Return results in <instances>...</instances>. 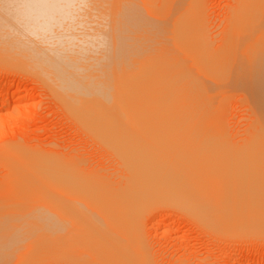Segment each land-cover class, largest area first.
Listing matches in <instances>:
<instances>
[{"label":"bare ground","instance_id":"bare-ground-1","mask_svg":"<svg viewBox=\"0 0 264 264\" xmlns=\"http://www.w3.org/2000/svg\"><path fill=\"white\" fill-rule=\"evenodd\" d=\"M238 1H239V4L236 3V5H238V11L236 13V17L235 15L233 16V13H235L237 6H235L236 8H234L235 11L234 12L232 11L233 13L231 15V18L233 16V19L235 20L237 19L236 20L237 22L234 20V23H237L236 28L239 31V34L237 31L236 32L240 36L238 37L235 36L233 38L235 39L234 41L233 40L231 41L230 39L231 41L230 45L227 46L225 44V46H227L226 50L224 49L225 47L222 44L223 49L225 51L224 53L223 51L218 52V53L214 51L216 53L206 54L204 56L203 55L204 53L202 52V56L204 57L201 60L202 61L201 65L204 66L205 70L202 69L201 75L202 73H204L203 72L204 70L205 71L204 74H207V78L209 77L208 79L211 80L210 82H213L215 89L222 96L230 95V93H232L231 91H234L235 89L240 90L241 92H244L241 94L246 95L245 97H247V99L244 98V100L249 101L250 105L249 104L247 105L251 108V110L253 111L257 110V111L264 113V0H237V2ZM186 2L187 0L186 1L185 0H162L161 4L156 5V6L154 5L155 3L154 1V3H152L154 5L153 6L149 3V0H0V57H6L11 60L13 59L16 62L18 61L23 64H27L28 66L37 70L43 77L48 79L49 82L51 81L52 83H54L53 85L55 86L54 88L55 91L59 95H61V97H64L65 100H68L67 103H70L69 106H71L69 107V110L72 113L77 114L78 116L76 117H79V119L81 118L82 122H80V120L79 122L81 124L84 122L86 129L89 128L88 130H90L91 132L95 131L96 132L95 135L98 134L99 138H102V140L106 142L109 147H113L115 149L116 148L119 149L120 147L119 156H121V158L123 159V162L128 167L129 171H131L130 173H132L133 175L138 174V178L141 177L140 178L141 187L154 186L157 188L154 190H158V191L161 190L162 192H165V193L168 192L170 194L172 193L175 195H178L177 193L180 194L181 191H183V193L186 191L189 192L190 190L189 188L191 187L189 186V182L191 181L182 182L181 179H184V177L182 176H181L182 177L181 179H178V180L176 179V181L173 180L175 182V184H173L171 183V181L172 179H175V177L171 178L173 176H170V174L169 175L167 174L168 177L170 176V179H169L166 173L165 174L161 173L162 171L159 172L157 176H156V173H158V171L156 173L152 171L154 175L151 176L152 174L150 175V173L152 172L147 170L146 173L149 174L147 175L145 171L141 170V165L144 160H140V159L144 157L146 158V161H147V159L149 158L151 159V155L153 154L151 153L150 155V152H148L147 150L139 152L138 150L140 148L134 149L132 147H129L130 144H131L130 146H134V147L140 144L135 141L136 140L138 141V139L142 138L143 135H145V137H146V134L148 135V137L153 136V134L150 135L151 133H145V132H144L145 134L136 133L138 129L143 130L145 128L146 129L148 128L149 129H152V128L159 129L160 128L161 130L163 129L165 130L168 128L174 129L177 127L201 128V127L214 126V123L209 119L208 115L206 117V114H203L202 110H200L198 106H195L193 104V100L191 98L188 99L189 94H192L191 90H189L190 93L187 90L189 94L186 95V97H184V94H183L182 98H185V100L182 101L181 104L184 107V109H181L182 108L181 107L180 111L179 109H177L178 108L177 106L176 108L174 107V104H171L172 102L167 103L166 102L167 100H165V97L167 94L171 96L170 95L171 90L175 89V87L179 88V86H176V85H178L181 82L185 84L186 81L194 82L196 79V78L193 79V77H195L194 74H198L193 70V68L188 69L187 66L193 63V61L190 63L191 55H192L190 52L196 41L195 32H196V29H198L197 26L200 25V23L198 22L200 21V19L198 18L199 20H197V18H194V16L192 17L193 11L198 10L196 9L195 4L193 5V8L195 7V9L192 11L189 9L190 11H188L190 13L192 12L191 15H189L190 13L189 14L187 13V10L189 7L187 3L189 1L187 3ZM190 2L194 3L195 0L194 2L192 0ZM190 5L192 4L190 3ZM196 13L197 11L194 13V15H196ZM196 20L199 25H197ZM197 31L199 34V35L197 34L198 35L197 37L202 36L201 30L199 29ZM227 34L229 35L228 32ZM228 35L225 34L224 37H227ZM202 40L203 38L201 39V41ZM196 44L195 45L197 47L201 46L200 44L198 45L197 42ZM208 47L210 48V46ZM193 49H196V48H193ZM199 49L201 52V47L197 48V50ZM214 50H219V49H214ZM205 51H206V48H205ZM212 52H213V49H212ZM209 53H211V51ZM4 60L6 59L4 58ZM199 78H200L199 80H201V77ZM199 80L196 82H199ZM186 86H187V83H186ZM193 87H196V85ZM190 89H192L193 91L194 88H190ZM237 90H235L234 92H236ZM187 91L186 92L181 91V95H182V92L187 93ZM174 92L175 91H173V93ZM181 95L180 94L178 95L179 98ZM188 100H192V103L190 102L188 103L187 102ZM178 101L180 102V100ZM71 108L74 111H72ZM249 124L253 130L252 137L246 142L245 146L241 145L240 147H237L235 149L233 148L232 150H230L229 155L232 159H235V160L241 159V161L243 160V162H245V160L250 161V158H253L255 161H257L258 159H262L264 161V148L262 146L264 145V117H262L261 115L260 117H253L252 120L249 122ZM158 132H161V131H158ZM169 132L171 134L170 130ZM160 134L163 137L167 135L164 132ZM166 138L169 139L171 138V136L166 137ZM122 142L126 144L129 143L128 147L126 148L124 147V145L122 146L121 144ZM134 142L138 144L136 145L134 144ZM126 144L125 146H127ZM139 146H141V144ZM146 153H149V154H146ZM26 154L29 155L28 153H25V157L31 156V155L26 156ZM174 155L176 156V153L173 154V156ZM229 155L225 154L226 157ZM21 157L16 156V159L15 157L13 159L15 160L14 165L12 164L13 165L12 169L14 173L13 177H21L22 179L23 177L28 178L30 176L29 174L32 173V169L33 171L36 170V172L40 173V175L41 173H48L50 174V176H46V175H41V176H45L47 178L45 179V181L47 180L46 182H48L47 184L50 186L49 188L51 190H52L51 186L54 184V183L52 184V182L55 180L53 179L52 181V179L50 180L49 178L55 175L57 178L60 177L62 180L59 179L55 182V184L58 183L57 186L61 189L60 191H58L59 193L63 191L64 189H65V192H68V189H69L70 191L73 190L78 193V195L76 196H79V197H75L77 199L75 200L74 198V201H72L73 197L71 199L66 198V199H69V201H66V199L64 200V198L67 197L68 194L66 193L62 194V192L60 194L61 196L60 199L63 198L62 200L64 204L67 205V203L69 202L71 203L76 202V205H78L76 206L78 210L76 213L75 211H73L74 212L73 216H75V218L83 217V215H79V214H82L81 212L84 208V209H87V212L89 211L90 214H93L92 217H94V214L96 215L94 218L97 221V223L100 222V220H102V222L99 223V225L97 226L96 225L97 223L94 222V220H93L94 224L91 223L92 220L86 221L90 219V217L88 218V217H85L87 215H84L86 222L76 224L74 230L67 231L68 230L67 228L73 225H71L70 222L68 223L69 220L68 221L66 220L67 222L65 221L66 224H64V222H61L62 220L60 222L56 221L57 219L52 220L55 218L56 213L55 214L53 213L55 209H52L54 210L52 211L54 218L50 220L49 218L46 217L45 220L49 219L50 221L49 220L48 222L41 221V223L39 224L26 225V224H22L21 222L6 223L2 220L0 221V264H27V263L30 264L29 262H31V260L34 259L33 256L32 257L30 256L31 254L32 255L35 254L34 250H37L38 253H41V251L40 252L38 251V249L41 246H42L41 248H43V245H45V247L43 248L45 249V248H48L46 246L47 245L49 246V244L56 245L61 242L62 240L61 238L63 237L61 233H63L64 229H66V231L68 232L66 234V231H64L65 233L64 236L69 234V239H71V237L74 236V233L75 234L79 233L77 234L79 236L81 234H84V236L85 234L86 235L88 234L87 236L90 235V237H88V239H86L85 241V244H87L86 249L85 247L82 248V246L78 247L79 251L73 248L75 252L76 251H78L79 253L83 252L86 255V256L83 255L85 256V258L88 257L89 255H91V257L94 258L92 255L93 253L90 252V248H92L91 251L94 250V248L96 250L99 248H102L103 250H107L106 252H108L109 248L112 245L117 246L118 242L114 241V242H117L115 244L112 241L114 238L112 237L111 239L110 238L111 236L108 237V235H111L110 234L111 224H112L113 211H114L112 209L113 199H111L110 197H107L108 195L106 196V194L99 196L100 194H97L96 192L95 194L92 193V195L93 194L94 195L93 196L91 195L92 196L91 198H87L85 197V195H82V194H88V192L84 191L85 189L79 186V184L76 183V181H73L68 178L69 175L70 177L72 175L74 176H76V174L78 175L79 173H77L78 172L77 169L75 170L73 169L75 167H72V166L70 167L69 165L66 167V163H64L65 166L62 165L61 163L62 161L58 162L59 160H57L58 163L55 162V164L57 165L53 164L52 166L50 165L46 166L45 164V166H42V165L40 166L39 163L37 162L36 164L35 162L33 163L31 160L32 158L30 160H27V158L25 159L24 157L25 159L24 160L23 157L22 159ZM178 157L180 158V156ZM172 158L170 157V159ZM160 161L155 160V162H160ZM241 161L240 163L243 167L244 165L242 164L243 162ZM23 162H24V165H23ZM140 162H141V165H139ZM151 162H153V160H151ZM250 162H252V165H253L254 161L252 160ZM137 163H138V166H137ZM146 163L144 161L145 166H146ZM240 163L237 162L238 165L232 168L236 169ZM17 164L19 165L17 166ZM154 164L155 163L153 162L152 165L154 166ZM22 165H23V168L21 167L19 168V166H22ZM150 165L151 164H149V166ZM230 165L228 164L229 167ZM234 165L236 164H233V166ZM162 166L165 167L164 164ZM228 166H226L225 168H228ZM258 166L261 167V165H258ZM157 167H158V164H157ZM248 167H246L245 165L243 168L248 169ZM250 167H249V170H250ZM256 167L257 166L255 165V169ZM239 169H240V166H239ZM73 170L77 172L74 171L75 172L74 174ZM173 170H170V171H173ZM244 170L245 169L241 168L242 173L244 172ZM226 171H223V172H226ZM180 172L178 170V174ZM238 172L240 173L239 170ZM175 173L177 174V172ZM253 173L255 174V172ZM181 174L183 175V173ZM187 174L188 173L184 175L186 176ZM249 174H252V173L249 172ZM164 175L169 180L165 178ZM216 175L217 174H215L214 179H216V177L217 178L220 177L219 175L217 176ZM234 175L232 174L233 176L232 178H238L236 177L237 175L235 177ZM154 176L157 178L159 177L158 178L159 181H156L157 179L156 180L153 179ZM252 176L254 177V175ZM179 177L180 176H178L177 178ZM187 178H190V177H187ZM193 179L195 180L196 178H193ZM179 180L181 183L188 182L187 183L188 185L186 184L187 187L185 186V184L184 185L178 184L177 181ZM213 180L212 182L216 181V180L215 181ZM249 180H247V182H249L248 184L241 183V184H237L234 186H231V185L228 186L227 183L225 184L224 186L225 190L230 191V193L233 192V194H236V195L239 194L238 197L236 195L234 197V195L229 193V195H232V196L228 195L229 197L226 198L227 195L226 196L224 195L225 197L222 195L224 197L222 198V196L220 195L221 199L219 198L220 200L218 199L216 200V198H212L213 196L215 197L216 194L213 196H209L208 197L209 202H211L212 205L215 203V206L218 209L217 211H215L216 208H214L215 206L213 205L212 211L210 210L211 212L210 211L208 212L213 217L215 216V214H217L220 217V218L218 217L219 220H221L224 215V224H227L229 222L231 216L234 213L238 215L239 222L241 225L243 223L244 224L248 223L253 226L261 224V222L264 220V213H263L264 206H262L261 204V202L264 201L263 199L264 196L263 198H261L264 190L263 192H260L261 196H258L260 184L255 182L257 181L256 179L255 181L253 179H252L253 181H249ZM198 182H201V184L204 183V182L202 183V181H199V179H198ZM206 183L207 182H205V184ZM258 184H259V187L257 186ZM22 185L23 184H21V187ZM48 185L46 186L48 187ZM72 187L73 189H71ZM54 188L57 189L56 186ZM215 188L218 189L217 187ZM15 189H17L16 186L11 188L10 192L13 194L12 190H15ZM20 189L21 188L19 185L18 190ZM25 189L26 187L24 186V189H22L21 192H25L26 191ZM196 189L195 191L199 192L198 186ZM260 189H264L263 185ZM31 190H34V189H31ZM201 192L199 193L201 194ZM239 192H241L243 195L245 193L246 194L245 197H247L248 195L247 197L248 199L244 197L245 198L244 200V198H242L243 196H240L241 193ZM190 193L192 194V191L187 194L190 195ZM96 194L99 196V198H97ZM73 195H75V193ZM189 195L186 196L187 200H189L188 198H190ZM196 195L198 196L199 194L196 193ZM15 196H17V193ZM34 196H37V195H33V199L37 198L38 200V196L37 197H34ZM53 196H50V198ZM56 196H55V200L57 201ZM178 196H181L179 198H182V196L184 198L185 195L181 194ZM206 196H208V194H206ZM40 197L42 196L40 195L39 198ZM176 197L174 198L176 199ZM7 198L8 197H6L5 200H7ZM195 198L196 197L194 196L192 200L195 201L196 200ZM22 199H25V196ZM46 199H47V195L44 200L42 198V200L45 202H43L41 198L39 199V202L42 201L41 203H39L40 205L44 203L42 207L39 206L38 202L35 201L34 203H37V205L40 208L44 207L45 210H47L46 212L49 211L48 214H50L51 213L50 210L54 206L52 207L49 204L51 207V208L49 207L50 210L49 208H46L48 207L47 206L48 203L46 202L47 201ZM53 199L54 198H51V200ZM222 199H224L223 203L221 202ZM187 200H185L184 203ZM203 200H204V197H203ZM215 200L217 202L218 201L220 202L216 204L217 202H215ZM22 202L24 203L27 201L25 199V201L23 200ZM7 203H8V206H10V208L12 209V206H13L12 204L14 202L11 204L12 206L9 205V202ZM7 203L5 205H7ZM56 203H58V201ZM56 203L54 202V204ZM187 204H190V207L192 205L191 202ZM15 205L16 207H18L16 203ZM21 205H22V210H23L24 209L23 205H26V204H21ZM186 205L184 207H186ZM205 205L207 207L206 203ZM4 206H3V209H2V206H0L1 207L0 214L4 213L2 214V216H6L5 215L7 214L6 211H9V210L4 209L5 207L7 208L9 207L8 206L4 207ZM57 206H59V204ZM259 206H262V207H259ZM16 207H15V211L18 214H16L14 210L13 211L16 214V216H18L20 215L21 212L19 213V211L17 210H21V206L19 205L20 209H17V210H16ZM39 207H38V210H39ZM60 207L61 209L62 208L65 209L62 206ZM67 207L69 208V206ZM88 207L90 209H88ZM199 207H201V205ZM79 208L82 210H80ZM93 208L97 212L96 211L94 212ZM73 209L75 210L74 206H72V210ZM213 210L215 211L214 214H212ZM56 211H58V209ZM195 211H197V209ZM206 211H207V208H206ZM22 212H23L22 215L24 214L23 216L27 215L24 213L25 209ZM32 212L34 214L35 211H32ZM84 212L86 214H89L86 211ZM96 213L99 215L100 218L97 217L98 215ZM35 214L37 215L36 212ZM38 215H41L40 211ZM206 215H209V214L207 213L205 214V216ZM37 216L35 218H37ZM56 216H58V214H56ZM212 216L211 217L209 216L210 219L212 218ZM121 217L123 216L120 215V218ZM0 218H1V215H0ZM40 218L42 217L40 216ZM59 218L61 219V217H58V219ZM71 218L73 217L71 216ZM123 219H125V217ZM63 221H64V218H63ZM125 221L126 219L123 222L125 223ZM71 223H74V221ZM71 229H73V227ZM23 232L26 234L29 233L28 235H30V237H33V238L29 239L28 238L29 236L27 237L26 235H25L26 237L25 236L23 237V234H24ZM70 233H71V237H70ZM35 234L36 236L38 234V236H41L42 238H34L35 236L33 235ZM99 234H102V235L105 234L107 235V237L103 236L105 238L101 239L102 236L97 237V238L95 236V238H93L94 235H99ZM57 235L59 236L61 235L60 236L61 238L57 239L58 238V237L56 238ZM77 235L75 237H77ZM66 237L67 236H65V238ZM73 238L74 237H72V239ZM117 238L121 239V237L119 236ZM65 241H67V239H65ZM121 241L123 242L120 244V247L117 246L116 249H118L117 251L118 254L122 250L121 253H123L122 255L123 257H125L124 255L126 254H124V252L125 253L128 252V251H124V248H126V244H127V243L125 244V242H128V241L125 237L121 239ZM79 242H82V241L80 240ZM46 243L48 244L46 245ZM66 243L68 244L69 241ZM70 243L72 246L76 247L77 242L70 241ZM82 243L84 244V242ZM67 244H64V245H66L65 247L68 249ZM122 245L124 246V248L121 247ZM88 246H89V251H86L88 250L87 249ZM116 246H113V248ZM60 247L61 246H59V248ZM80 248H82L83 250ZM71 249L72 248H70V251ZM51 250L56 251L57 249L55 250L52 248ZM51 250L49 251V248H48V252H51ZM80 250H82V252H80ZM43 252H47V251H43ZM86 252L87 253L89 252L88 253L89 255H87ZM95 252L97 251H94V255H95ZM60 253L63 254V252H60ZM97 253H99V251ZM43 254L41 256L45 255ZM118 254H117L118 256L117 262L118 264H120L119 260L121 259L122 261V258ZM68 255H71V254H68ZM37 256L38 257L40 256L35 254V258L38 260L39 258ZM76 256L78 257L77 253L76 255L73 253L72 257H76ZM83 256L81 254L80 257L83 258ZM126 256H127L126 258L130 257L128 255ZM95 257L98 258V254L97 256L95 255ZM88 258L90 259V256ZM29 259L31 260L28 262L27 260ZM94 259H92V261ZM123 259L124 261H126L125 258ZM111 260H112V257H111ZM33 262H36V261H33ZM127 262L128 261H126V264Z\"/></svg>","mask_w":264,"mask_h":264},{"label":"rangeland","instance_id":"rangeland-1","mask_svg":"<svg viewBox=\"0 0 264 264\" xmlns=\"http://www.w3.org/2000/svg\"><path fill=\"white\" fill-rule=\"evenodd\" d=\"M188 1L190 2L191 0H187V2ZM192 1L194 2V0ZM161 2L162 0H158V1L149 0V3L151 5H153L152 3H154L155 6L160 5ZM189 2L187 4L189 5L190 8L188 7L187 13L189 14L190 12L188 11L190 10L192 11L196 7V9H198L196 11L200 16L197 13L196 15H194L196 11H193L192 17L194 16V18H197V20L200 19V21H198L200 25L196 20L197 25L199 26H197L198 29H196L195 32L196 41L190 52L192 54V55L190 54L191 55L190 63L193 61L192 63L193 65L189 64L187 68L188 69L193 68V70L198 74H194L195 77H193V79L196 78L194 81L195 83L192 81L191 82L186 81L185 84L183 82L179 83L178 85H176L179 86V88L175 87V89L171 90V94H170L171 96L167 94L165 100H167L166 101L167 103L172 102L171 104H174V107L177 106L178 108L177 107L176 108L179 109L180 111L181 107H182L181 109H184V107L181 104L182 101L185 100V98H182L183 94L184 97H186V95L190 93L189 90H191L192 94H189L188 99L191 98L193 100V104L195 106H198V108L202 110L203 114H206V117L208 115L209 119L214 123V126L201 127V128L177 127L174 129L168 128L165 130L164 129L161 130L160 128L156 129L152 127H151L152 129L149 128L148 129L145 128L143 130L138 129L136 133L139 134H142L144 132L151 133L150 135L153 134V136L148 137V135L146 134V137L145 135H143V137L139 138L138 141L136 140L135 142L140 143L141 146H139L140 144L135 142L134 144L136 145L138 144L137 146L139 147L135 146L136 147L135 148L134 146H130L131 144L129 145V147H132L134 149L140 148L138 150L139 152L147 150L148 152H150V155L151 153L153 154L151 155V159L149 158L147 159V161L146 158L144 157L140 159V160H144L145 163L147 162L146 166L144 165V161L142 162L143 166L141 165V162L139 164L141 165V170L145 171V173L147 170H149L150 172L153 171L155 173L158 171V173H156V176L161 171L162 174L163 173L164 174L166 173V175L170 174V176H173L171 178L175 177V179H172L171 181V183L173 184H175L173 180L176 181V179L178 180L181 179L182 177H184L185 179V180L181 179L182 182L191 181L189 182V186H191L189 189L192 191V194L191 193L190 195L187 194L191 192L190 190L189 192L186 191L183 193V191H181L180 194L177 193L178 195L181 194L185 195L184 198L182 196L183 199L179 198L181 196L172 193L170 194L168 192L166 193L162 192L161 190L160 191L154 190L157 189L154 186L141 187L140 185L141 177L138 178V174L133 175L132 173H130L131 171H129L128 167L123 162V159L121 158V156H119L120 147L119 149L109 147L107 143L102 140V138H99L98 134L95 135L96 134L95 131L91 132L90 130H88L89 128L86 129L84 122L82 124L80 123L82 122L81 118L79 119V117H76L78 116L77 114H74L69 110V107L71 106H69L70 103H67L68 100H65L64 97H61V95H59L55 91L54 89L55 86L53 85L54 83H52L51 81L49 82L48 79L43 77L37 70L33 69L27 64H23L18 61L16 62L15 60L13 59L11 60L6 57H0V206H2L3 209V206L7 202H9V205H11L14 202L12 204L13 206L11 205L12 209L10 208V206H8V203L5 206H8L9 208L4 206L5 207L4 209L9 211H6L7 213L5 214L6 216H2V214L4 213L1 212L2 214H0L1 215L0 221L3 220L6 223L21 222L22 224H26V225L39 224L41 223V221L48 222L49 219L51 220L52 218H54V215L52 214V211L54 210L52 209H55L53 213L58 214V216H56L55 214V218L52 220L57 219L56 221L58 222L62 220L61 222H64V224H66V222L69 220L68 223L70 222V224L73 225L71 227H69L68 225L69 228H67L68 229L67 231L74 230L76 224H80L82 222L92 220L91 223L93 224L94 222L97 223V221L94 218L96 215L94 214V217H92L93 214H90V212L89 211L87 212V209L84 208L83 210L89 214H86L82 209L79 208L80 210H82L81 212L82 214L79 215H83V217L75 218V216H73L74 214L73 211H75V213L77 212L78 209L76 206L78 205H76V202L75 203L69 202L67 203V205L64 204L62 200L63 198L60 199L61 197L60 194L61 192L62 194L64 193L68 194L67 197L64 198V200L66 198L71 199L73 197L72 201H74L75 197H79V196H76L78 195L77 192L73 190L70 191L69 189L68 192H65V189L64 190L62 189L63 191L59 193L58 191H60L61 189L57 186L58 183L55 184V182L59 179L62 180L60 177L57 178L56 175L53 177L51 176L50 178L48 177L50 180L52 179V181L53 179L55 180L52 182V184L54 183L53 184L54 187L56 186L58 190L55 189L53 185L51 186L52 187L51 190L49 188L50 186L47 184L48 182H46L47 180L45 181V179L47 178L45 176H41V175L50 176V174L48 173H41L40 175V173H37L36 170L33 171L32 169V173L29 174L30 176L28 178L23 177L22 179L21 177H13L14 173L12 167L15 163V160L13 159L14 157L16 159V156L21 157V155L24 159L25 153L31 155L29 156L26 154V156L29 157H25V159L27 158V160H30L32 158L31 159L32 162L33 163L35 162V164L37 162L39 163L40 166L41 165L45 166V164L46 166L49 165L52 166L53 164L57 165L55 164V162L58 163L62 161L61 162L62 165L65 166L64 163H66V167L69 165L70 167L71 166L75 167L73 169L75 170L77 169L78 172L73 170V173L75 174V172H77L79 174L78 175L76 174V176L72 175L71 177L69 175L68 178L73 181H76V183H78L79 186L85 189L84 191L88 192V194H82V195H85V197L87 198H91L96 192L97 194H100L99 196L106 194V196L108 195L107 197L113 199L112 205L114 207L112 206V209L114 210L113 211L114 220L112 219L111 233H110L111 235H108V237L111 236L110 237L111 239L113 237L115 240L113 239L112 241L113 242L117 241L118 243L117 242L114 243L115 244L117 243V246L119 247L120 244L123 242L121 241V239L125 237L128 241L125 242V244L127 243L126 248H124L123 245L121 247L124 248V251H128L126 253L123 251L124 254L130 256L126 258L127 256L124 255L125 257H123L122 255L123 253H121L122 250L121 251L119 250L120 253L118 254L117 253L118 249H116L117 246L112 245L109 248L108 252H106L107 250H103L102 248H99L97 250L94 248V250L91 251L92 248H90V252L93 253L92 255L95 259L88 254L89 252L88 253L86 252V254L90 256V259L88 258L89 256L86 257L88 258L86 259L85 258L86 255L82 252L83 250L82 248L85 247L86 249L87 244H85V241L86 239H88V237H90V235L87 236L88 234L87 235L85 234L84 236V234H81L79 236L77 235L79 233L77 234L74 233V236H72L74 237L73 238L74 241H73L71 237V233H70L71 239H69V234L65 235L67 236L65 238L64 231H66V229H64L63 233H61L64 239L63 237L62 238L60 237L61 235L56 236V238L58 237L57 239L60 238L62 239L60 243L56 245L49 244L50 247L47 245L48 243H46L47 245L46 247L49 248V251L52 248L57 250L56 251L51 250V252H48V248L43 249L45 245H43V248H41L42 247L41 246L39 248L41 250L38 249V251L39 252L41 251V253H38L37 250H34L35 254L40 256V257L37 256L39 259L37 260L35 258L34 253H33L34 255L31 254L30 256L31 257L33 256L34 259L27 260L28 262L31 260V262H29L30 264H100V263L118 264L117 254L120 255V257L122 258V261L121 259L119 260L120 264H126V261H128L127 264H264V220L261 222V224L255 226L250 225L248 223L245 224L243 223L241 225L239 222L238 215L234 213L231 216L229 222L227 224H224V215L223 218L221 217L222 219L219 220L220 217L217 214H215V216L213 217L208 212L210 210L212 211L213 205L215 206V203L212 205V203L209 202L208 200L209 196H213L216 194L215 197L214 196L212 197V198H216V200L221 199L220 195L221 196L227 195L226 198L232 195H234L235 197L236 194H233V192L230 193V191L225 190L224 186L226 183L228 184V186L229 185L234 186L241 183L248 184L249 182H247V180L251 179L249 181H253V180L255 181L256 179L257 181L255 182L260 184V188L262 187V185L264 187V161L262 159H258L257 161H255L253 158H250V161L252 160L254 161L252 165V162L248 160H245V162H243V160L241 161V159L235 160L232 159L229 155V151L232 150L233 148L235 149L237 147H240L241 145L242 146L246 145V142L252 137V133H253L252 127L250 126L249 122L252 120L253 117H260V115L264 117V113L257 110L254 111L251 110V108L247 105L249 104V101L244 100V98L247 99V97H245L246 95L241 94L244 92H241L240 90L235 89L237 91L236 92H234L235 90L231 91L232 93H230V95H223V96L220 95L219 92L215 89L213 82H210L211 80L208 79L209 77L207 78V74H204L205 68L203 65H201L202 64L201 60L206 54H214L216 52L218 53L222 51L224 53L225 52L224 49L226 50L227 46L230 45V42L232 40L233 41L235 40L233 38L235 36L237 37L240 36L238 35L239 31L236 28L237 23H234L235 19H233L234 15L236 17V13L238 11V5H236V3L239 4V1L237 2V0H195L194 3L190 2L192 5H190ZM194 4L195 7L193 8ZM235 6H237V8ZM234 8H236V11ZM232 11L233 12L235 11V13H233ZM191 13L189 15H191ZM232 13L233 16L231 18ZM232 28L234 31L232 30ZM199 29L201 30L202 36L197 37L199 35L197 30ZM236 31L238 32V34ZM227 32L229 33V35L227 34ZM225 34L228 36L224 37ZM202 38L203 40L201 41ZM196 42L198 43V45L200 44L201 46L197 47ZM222 44L225 47L224 49ZM225 44L227 46H225ZM208 46H210L211 49ZM199 47H201V52L200 49L197 50V48ZM205 48L207 52L205 51ZM214 49H219V50H214ZM208 50H210L211 53H209L210 51ZM202 52L204 53L203 54L204 56H202ZM4 58L6 60H4ZM202 69H204L203 70L204 73H202L204 77L201 75ZM199 77H201V80H199L200 79ZM198 80L199 82H196ZM180 85L183 86L181 87ZM195 85L196 87H193ZM190 88H194L193 91ZM185 90L186 91L188 90L189 93L188 91L187 93H184L186 92ZM173 91L175 92L173 93ZM181 91H184L182 92V95H181ZM179 94L181 95L180 96L181 99L178 96ZM173 98L174 100L176 99L177 100L174 101ZM178 100H180V102ZM192 100H188L187 102L192 103ZM72 111L74 110L72 109ZM169 130L171 131V134ZM162 132L166 133L167 135L169 133V135L168 136L165 135L163 137L160 134ZM170 136L171 138L169 139L166 138ZM143 143H145L146 145ZM121 144L122 146L124 145V147L127 148L129 143L126 144L122 142ZM125 144L127 146H125ZM262 146L264 148V145ZM141 148L144 149L142 150ZM175 153L176 156L175 155L173 156V154ZM225 154H228L229 156L226 157ZM177 155L180 156V158ZM170 157L171 158L173 157L172 158L173 160L170 159ZM175 157L177 160L175 159ZM154 159L157 161L158 160L161 161L155 162ZM57 160L59 161L57 162ZM151 160H153V162L155 163L154 164L155 167L152 165L153 162H151ZM162 161L164 162L166 161L167 163L166 162L164 163ZM240 161L243 162L242 164L244 166L246 165V167L251 166L250 170L249 167L248 169L243 168L244 166L242 167ZM237 162L240 163L239 164L240 169L239 166L236 169L232 168L238 165ZM156 163L158 164V167ZM227 163L229 165L231 164L230 165L231 168L228 166ZM149 164L151 165L149 166ZM163 164L165 165V167L162 166ZM233 164L236 165L233 166ZM257 164L261 165V167H259ZM18 165L19 164H17V166ZM23 165L19 166V168L20 167L23 168ZM255 165L257 166L256 169H255ZM226 166H228V168H225ZM162 167L164 170L162 169ZM166 168L168 169L170 168V169L168 170ZM241 168L245 169L243 173L241 171ZM178 170L179 172L180 171L182 172L178 174ZM238 170L240 171L241 174L238 172ZM251 170L255 172V174ZM153 172L150 173V175L152 174L151 176L154 175ZM175 172H177V174ZM233 172L235 173V175ZM249 172H251L252 174H249ZM181 173H183V175ZM186 173L188 174L185 176L184 174ZM215 174L219 175L220 177L219 178L216 177V179H214ZM232 174L234 175V177L237 175L236 177L238 178H232L233 177ZM248 175L250 176V178ZM252 175H254V177ZM170 176L168 177L169 179ZM178 176L180 177L177 178ZM158 178L154 176L153 179L155 180L157 179L156 181H159ZM193 178H196L195 179L196 181ZM198 179L199 181H202V183L204 182L203 184L205 186L201 184V182H198ZM212 180L213 181L216 180V181L212 182ZM177 182L178 184H183V185L185 184L186 187L188 185L187 184L188 182L181 183L180 180ZM205 182H207L208 184L207 183L205 184ZM21 184H23L22 187ZM259 184L257 185L258 187ZM19 185L21 188L20 190H18ZM46 185H48V187ZM15 186L17 187V189H15L16 191L12 190L13 192L12 194L10 192L11 188ZM24 186L26 187L25 189L26 191L23 190L25 192H21V190L24 189ZM194 186L196 188L198 186L199 192L203 190L201 192L202 195L199 192H196L197 189ZM193 187L196 189V191ZM199 187L201 188V190ZM215 187H217L218 189H216ZM260 188H259L258 196H261L260 192H263L264 190ZM71 189H73V187ZM194 192L198 193L200 196L199 195L197 196L196 193ZM16 193L19 198L15 196ZM23 193H25L26 195ZM31 193L33 195H37L38 200L37 198L33 199V195ZM72 193L73 194L75 193V195H73ZM92 193L94 194L92 195ZM229 193L232 195H229ZM263 193L261 198H263L264 196ZM206 194H208V196H206ZM241 194L240 196H243L242 198L246 196L245 193L244 195ZM40 195L42 196L40 197L41 200L42 198L44 200L47 195L46 202L48 203L47 205L48 207L46 208H49L50 205L52 207L54 206L53 208L50 207L51 210L49 208V210L51 211L50 214H48L49 211L46 212L47 210H45L44 207L43 208L39 207V206L42 207V205L44 204V203L42 205L39 204L43 201L42 200L41 202H39ZM53 195L55 196L57 195L56 198L58 203H56L57 201L55 200V196ZM188 195L190 197L188 198L190 201L187 200L186 196ZM24 196L27 202L23 203L22 201L23 200L25 201V199H22L24 198ZM50 196H53L51 198H54L53 199L54 201L51 200ZM99 196L97 195V198H99ZM194 196L196 197L195 199L197 201L195 199H194L195 201L192 200ZM223 196L222 198L225 197ZM236 196L238 197L239 194H237ZM6 197H8L7 200H5ZM174 197H176V199ZM203 197L205 201L203 200ZM69 199H66V201H69ZM76 199L77 198H75V200ZM185 200L189 202L186 201L184 203ZM191 200L193 201V203ZM216 200L215 202H217ZM35 201L38 202L39 206L37 205V203H34ZM180 201L182 204L180 203ZM223 201L224 199L221 200L222 203ZM20 202L21 204H26L23 205L24 206L23 208L25 209L24 213L27 214L26 215L27 217L23 216L24 214L22 215L23 213L22 211H24V209L22 210V205L20 204ZM54 202L56 204H54ZM190 202L192 204L191 207L190 204H187ZM219 202L220 201H218L216 204H218ZM15 203L18 205V207H16ZM199 203L201 207H199L200 206ZM205 203L207 204V207ZM58 204L59 206H57ZM261 204L262 206H264L263 205L264 201H262ZM19 205L21 206L22 211L17 210L20 209ZM185 205L186 207H184ZM193 205L195 206V208ZM60 206L64 207L65 209L63 208L61 209ZM67 206H69V208ZM72 206H74L75 210L74 209L72 210ZM15 207L16 210L19 211V213L21 212L20 215L22 216V218L20 215L16 216V214L18 213L15 211ZM198 207L199 209L201 208L200 209L201 211L198 209ZM56 208L61 213V215L58 211H56L57 210ZM214 208H216V206ZM88 209L90 208L88 207ZM196 209L197 211H195ZM217 209L218 208H216L215 211H217ZM13 210L15 211L16 214L14 213ZM32 211H35L37 215L40 211L41 215L37 216L35 212L34 215ZM93 211L95 212L96 210L94 209ZM199 211L200 213L203 211H205L206 213L203 212L200 214ZM215 211L213 210L212 214H214ZM204 213L205 214L208 213L209 215L205 216ZM84 215H87L85 217L88 218L90 217V219L85 221ZM120 215H122L123 217L120 218ZM28 216L30 219L28 218ZM36 216L37 218H35ZM40 216L42 218H40ZM71 216L73 218H71ZM209 216L210 217L212 216L213 219L212 218L210 219ZM46 217L49 219L45 220ZM58 217H61V219L60 218L58 219ZM62 217L64 218V221ZM97 217H99V215ZM124 217L126 219L125 223L123 222L125 220L123 219ZM216 217L217 218L219 217L218 218L219 222ZM73 221L74 223H71ZM101 222L102 220H100V222H98L96 225L98 226L99 223ZM72 227L73 229H71ZM67 231L66 234L68 233ZM28 234L29 233L27 234L24 233L23 237L26 235L27 237L29 236L28 237L29 239L33 238L30 237V235ZM76 235L77 237H75ZM33 236H35L34 238H42L41 236H38V234L37 236L36 234ZM95 236L96 238L102 236L101 239L105 238L103 236L107 237V235L105 234L103 235L99 234V235H94L93 238H95ZM118 236L121 237V239L117 238ZM81 238L82 239L84 238L85 240L83 239L84 240L83 241ZM65 239H67V241H65ZM78 240L84 242L85 245L82 242H79ZM68 241L69 243L67 244L66 242ZM70 241L77 242V244L78 243L79 244L78 246L76 244L75 247L71 245ZM64 244H67L69 250L65 247L66 245ZM59 246L61 247L59 248ZM80 246H82V248H80L82 249L80 250V252L82 253L78 252L79 251L78 247ZM113 246L116 247L113 248ZM70 248H72L71 251ZM73 248L78 251L75 252ZM87 249L88 250L86 251H89V246ZM43 251H47V252H43ZM94 251L97 252L99 251V253L95 252L96 256L98 254V258L95 257ZM60 252H63V254ZM73 253L75 255L77 253L78 257L77 256L72 257ZM42 254L44 256H41ZM81 254L82 256L83 255L85 256L81 258L80 257ZM123 258H125L126 261H124ZM92 259L94 260L92 261Z\"/></svg>","mask_w":264,"mask_h":264}]
</instances>
